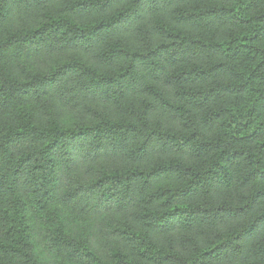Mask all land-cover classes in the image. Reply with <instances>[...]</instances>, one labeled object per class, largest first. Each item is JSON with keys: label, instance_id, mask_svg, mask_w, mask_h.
Segmentation results:
<instances>
[{"label": "trees", "instance_id": "trees-1", "mask_svg": "<svg viewBox=\"0 0 264 264\" xmlns=\"http://www.w3.org/2000/svg\"><path fill=\"white\" fill-rule=\"evenodd\" d=\"M0 264H264V0H0Z\"/></svg>", "mask_w": 264, "mask_h": 264}]
</instances>
